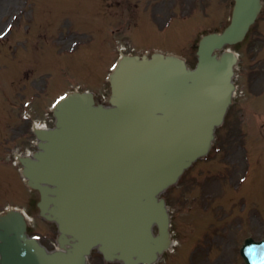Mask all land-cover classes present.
Returning a JSON list of instances; mask_svg holds the SVG:
<instances>
[{"label":"water","instance_id":"water-1","mask_svg":"<svg viewBox=\"0 0 264 264\" xmlns=\"http://www.w3.org/2000/svg\"><path fill=\"white\" fill-rule=\"evenodd\" d=\"M235 1L230 26L201 41L196 70L174 55L124 56L111 77L112 106L82 92L59 102L56 127L37 129L39 150L20 161L40 192L39 212L61 228L60 247L49 252L29 237L25 214L10 208L0 215V264H87L95 246L106 260L152 264L169 248L171 219L158 194L211 149L237 62L215 51L242 41L262 7ZM254 241L242 250L247 264L248 250L257 259L264 249Z\"/></svg>","mask_w":264,"mask_h":264},{"label":"rangeland","instance_id":"rangeland-1","mask_svg":"<svg viewBox=\"0 0 264 264\" xmlns=\"http://www.w3.org/2000/svg\"><path fill=\"white\" fill-rule=\"evenodd\" d=\"M100 1L104 8L93 11L91 0H0V33L10 24L13 30L10 40L0 37V210L7 203L26 206L33 218V233L41 235L50 248L54 247L56 225L34 215L31 204L37 195L22 184L19 167L7 163L12 158L7 152L13 148L24 152L34 140V120L24 117L22 104L31 101L38 121L52 124L50 105L61 92L80 84L100 95L107 94L103 77L113 57L109 31L122 21H127L129 31L134 28L128 39L138 47L176 49L183 44L158 29L162 21L155 28L143 17L144 22L135 29L138 23L128 14L130 0ZM173 1L181 12L194 8L203 15L193 22L201 23L197 30L207 24L218 26L219 17H227L229 11L225 0H205V6L203 0ZM143 2H149L148 9L153 5L152 0ZM170 2H162L157 11L169 10ZM118 3L121 7L114 5ZM262 14L238 48L241 61L234 77L239 84L238 95L225 124L218 129L215 148L207 159L186 172L178 186L165 193L177 245L159 264H244L240 255L244 238L264 236ZM180 36L185 42L188 31ZM192 44L185 43L179 50L194 65ZM241 146L249 148L246 151ZM90 263L106 264L97 253Z\"/></svg>","mask_w":264,"mask_h":264}]
</instances>
